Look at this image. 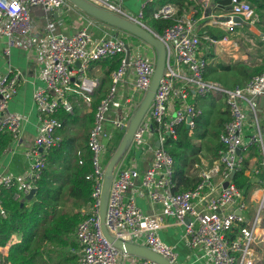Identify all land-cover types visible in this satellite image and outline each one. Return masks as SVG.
Returning a JSON list of instances; mask_svg holds the SVG:
<instances>
[{
  "label": "built area",
  "instance_id": "2783aa9c",
  "mask_svg": "<svg viewBox=\"0 0 264 264\" xmlns=\"http://www.w3.org/2000/svg\"><path fill=\"white\" fill-rule=\"evenodd\" d=\"M85 1L145 25L142 22L143 8L145 4L156 0H146L137 18H130L122 12L123 0ZM188 1L200 8L201 16L210 13L211 0ZM30 7H41L47 11L76 9L67 0H0V37L7 39L8 46L4 54H9L13 39L18 36L30 51L32 46L40 43V56L47 63L43 75L44 86H32V104L37 110L38 126L33 144L26 152L27 173L18 180L4 172L0 173V187H17L15 199L24 197L36 188L46 167V152L61 144L59 131L62 129V121L57 114L60 110L67 114L73 113V105L68 97L72 94L80 95L84 103L88 104L98 90V80L86 76L87 67L116 54L129 53V46L121 38L110 36L93 42L86 29L64 34L57 32L52 23H47L46 36H42L32 27ZM175 16L176 8L171 4L161 6L152 13L154 20L173 21L161 36L156 34L165 44L167 62L148 111L133 134L131 147L142 148L148 145L145 137L150 131L156 135L158 145H148L153 155L152 163L141 176L133 168H115L105 211L106 228L111 236L145 246L171 264H176L175 252L159 238L160 219L144 214L134 200L127 197L128 189L140 178L141 187L147 191L149 200L153 204H160L164 215L174 217L184 226L183 238L189 248L202 250L210 264H264V260L257 254V248L264 244V228L261 227L260 216L264 209V187L261 190L260 210L251 220L243 191L237 189L229 178L231 172L241 167L250 145L257 147L261 165L264 166V139L256 118L254 135L248 144L242 141L243 125L247 117L244 108L253 110V100L264 96V71L251 77L244 86L232 89L204 82L202 76L207 62L199 55V19L191 14H184L180 18ZM237 18L248 25H254L258 20L254 8L248 2L231 0L227 17L214 19L213 24L232 28ZM260 39L264 43V33ZM208 41L213 47L226 45L234 48L227 37ZM128 65L129 61L123 58L119 68L112 74L111 86L96 107L88 135L87 149L91 155L92 172L86 176V180L91 184V200L85 218L79 222L75 231L76 240L81 246L79 264H158L121 254L107 241L100 228V196L106 167L102 162L104 147L100 138L107 123L124 133L129 117L140 102L116 98L117 86L125 76ZM154 67L155 56L135 51L134 90L141 93V98L150 86ZM19 82L31 83L17 69H8L0 78V132H8L12 142L20 139L23 124L27 121V118L8 112L9 102L15 96ZM209 92L220 97L224 94L228 106L229 120L219 136L223 149L219 151L214 166L200 173V182L194 189L174 193V163L164 149V142L168 137L177 136V127L181 124H185L190 133L193 131L199 112L188 102V98L192 94L204 96ZM172 100L178 104L175 106ZM112 108L118 111V115L109 118ZM259 173L257 167L246 171L250 178ZM217 175L220 177V193L209 196L205 192L214 188L213 178ZM225 181L229 184L223 188ZM235 228L236 235L230 239L228 235ZM0 264H4L1 256Z\"/></svg>",
  "mask_w": 264,
  "mask_h": 264
},
{
  "label": "crops",
  "instance_id": "0c3cea01",
  "mask_svg": "<svg viewBox=\"0 0 264 264\" xmlns=\"http://www.w3.org/2000/svg\"><path fill=\"white\" fill-rule=\"evenodd\" d=\"M139 2L140 0H136L137 4H139ZM123 4L130 5L129 0H123ZM216 8L218 10H221L222 14L216 16L214 14ZM155 10L151 12V15ZM122 12L130 18H136L132 15H129L124 9L122 10ZM194 13L195 11L191 10L186 14H191L193 16ZM29 14L32 27L37 30L42 36H46L45 28L47 23H52L55 26L57 32L64 34H72L79 29H86L90 34L93 42H97L101 38L110 36H115L116 38L124 36L128 38L127 42L131 48V51L130 53H127L125 57L129 61V65L127 67L125 76L117 86L116 98L121 101L127 99H131L133 102L140 101L141 93L135 92L134 90L135 73L133 62L135 51L140 50L143 54L152 57L154 56V52L151 47L140 40H135L128 33L113 29L85 15L77 9H60L56 11H47L41 7H30ZM228 14L229 9L219 7L216 3V0L210 1V13H207V16L203 15L198 18L199 20L197 24V33L201 41L199 55L206 60L207 65L211 63L214 69L220 72V81H216L215 83L219 84L220 86H226L227 83L225 82L226 78H228L232 83L231 88H234L236 86L242 87L248 82L251 77L257 75L260 70V72L264 71V43L260 39L261 34L264 33V14L256 13L258 16V20L254 25H248L245 22H239L237 19L235 20L236 25L232 28H226L213 24L214 19H224ZM223 37H227L234 48H230L226 45H222L221 48L213 47L208 41L209 39L220 40ZM123 39L124 38H122V40ZM6 47H8L7 39L0 37V78L7 73L8 69L12 68L21 71L23 77L32 83L19 82L17 86V92L9 102L8 112L18 115L22 118H27V121H25L23 124V130L20 139L17 142H11L7 149H5L4 152L0 153V173L4 172V174H8L9 176L15 178V180H18L22 179L27 173L28 161L26 159V152L31 148L33 144L38 126L37 110L35 107H33L32 104V86L38 88L44 86L43 75L45 72V68L47 67V63L42 58V56H40V48H42L40 43L38 45L32 46L30 51L17 36L13 39V45L10 47L8 55L4 54V50L6 49ZM114 72L115 71L109 73V67L104 63V60L91 63L87 67L86 76L92 79H97L99 82V88L94 92L96 96L107 94L111 86V76ZM224 88L230 89L226 87ZM77 96L79 99L81 98L80 95ZM190 97L191 96H189V98ZM216 97L219 98L220 96ZM91 103L92 100L88 104L84 103V101H81L77 104V110L79 111V108L82 105L87 106V110H85L84 112V116H87L91 112ZM172 103L175 106L178 104V102L176 103L175 100H172ZM193 106L198 110L199 115H201V111L199 110V108L195 105ZM201 107H210L215 110V112L218 111L215 106H212L208 103L201 105ZM244 110L247 115L256 118V122L258 123V127L264 139V107L259 108V106L255 103V100H253V110H249L246 107L244 108ZM78 111H76L75 115L77 119L76 122L79 119ZM109 115V118H114L116 115H118V111L112 108ZM228 119L229 112L227 110V117L223 120L227 122ZM225 122L220 125V131L223 130ZM75 124L76 123L71 124L70 126H66L64 129H61L59 131L62 139L78 137V141L80 140L79 136L74 133ZM107 125H109V123H107ZM107 125L105 126V128L107 127ZM90 128L91 125L89 124V131ZM117 133L119 134H117V137L120 139L123 133L119 130L117 131ZM253 135L254 130L252 129L249 131V133L245 134V136L242 137L243 143L248 144L250 138ZM145 138L148 145H156L157 138L153 132L150 131ZM118 141L116 140V142ZM100 142L104 147L102 162L104 165H107L110 156V152L109 156L108 154L107 156L105 155V152L107 151L106 144L108 143V141L101 136ZM202 142L203 141L199 138L194 139V148L193 150L188 152L190 156L188 160L189 169L191 171L190 175L192 176L195 175L199 177L201 172L211 169L217 161L212 160V156L206 154L208 152H205L203 146H201ZM148 145L142 148H136L135 146H132L131 149L126 153L124 158L121 160V162L118 164L119 169L133 168L138 171L141 176V174L152 163L153 155ZM251 151L253 152V149L247 151L248 153L245 154V158L249 157V163L253 166L257 163V159L256 156L250 155ZM70 166L71 164L66 166V162L61 160H59L55 165V177H58L60 175V170L63 171L62 177L64 178L65 183L62 187L61 192L64 188L66 197L69 189V180L67 179L72 172ZM140 181V178H138L134 186L128 189L127 197H131L144 214L152 215L160 219L161 228L158 232L159 238L163 243L170 246L175 252L177 256L176 264H210L208 259L204 256L202 250L189 248L187 242L183 238L184 226L179 224L174 217L164 215L163 208L160 204H153L149 200L148 193L141 187ZM219 183L220 177L218 175L214 176V188L211 190H206L205 194L209 196H215L219 194ZM17 186H20V184H18ZM62 196L63 193H61V198ZM89 203L87 204L86 208L80 210V212L85 216L89 209ZM66 207V210L69 212H71L73 209L71 205H67ZM198 208L199 207H197V209ZM66 240L67 245L59 250L61 254L58 252L57 257L60 258V262L62 264H79L81 246L76 240L75 233L74 235L67 237ZM17 241L18 238L16 236H13L5 247H0V256L1 258H3V260L7 256L9 247ZM55 250L58 249L55 248ZM260 251L262 254L261 257L259 255ZM49 253L50 248L45 247V252L43 255L44 260L48 261ZM257 254L262 260H264V244L257 248Z\"/></svg>",
  "mask_w": 264,
  "mask_h": 264
},
{
  "label": "trees",
  "instance_id": "16d2710c",
  "mask_svg": "<svg viewBox=\"0 0 264 264\" xmlns=\"http://www.w3.org/2000/svg\"><path fill=\"white\" fill-rule=\"evenodd\" d=\"M239 1L248 2L256 13L264 14V0ZM216 3L221 8L230 9L231 0H216ZM168 4L175 6L176 18H180L191 10L195 11L193 14L194 18H199L202 15L200 8L188 0H156L147 3L143 8V20L149 18L150 24L148 26L159 36L163 34L167 27L172 25L173 21L154 20L151 12ZM133 38L139 40L135 37ZM124 42L128 45V42ZM130 49L129 46V53ZM123 58H125V54L119 53L104 59V63L109 67V73L119 68ZM103 95L96 96L94 93L91 97V112L84 116V119H87L91 127L96 107L102 97H105ZM68 99L73 105L75 114L59 111L57 117L62 121V129L77 123L75 117L76 111H78L77 104L83 101L76 94L70 95ZM199 117L200 115L197 117L195 127L191 133L185 124H181L177 127V136L175 138L168 137L164 142V149L172 157L174 163V193L192 190L200 182L198 176L190 175L191 171L188 162L190 157L188 152L194 148L193 140L199 138L204 141L208 136L207 133L199 134L196 131ZM224 122L225 120L218 122V129L213 132L211 137L212 144L209 148L212 160H217L219 151L223 149L219 136L223 132V130L220 131V125ZM87 130L83 131L79 141L78 137L63 138L58 147L46 152V167L36 183V193L31 201H25L21 204L20 201L23 197L15 199V194L18 191L16 186L0 187V247H5L13 236L18 238V241L9 247L7 256L4 258V264H62L60 258L57 257L58 252L67 245V237L74 235L77 225L85 218V215L80 210L86 208L91 200V184L86 180V176L92 172L91 155L87 149L89 135V130L88 132ZM11 142L12 137L8 132H0V153L4 152ZM251 149H256L255 151L258 155L259 151L255 145L248 147V150ZM78 153L80 154L78 155ZM248 158H244L241 167L232 178V184L243 191L245 198H248L254 189L251 178L246 175V171L250 167ZM59 160L66 162V166L71 164L72 172L67 179L69 180L67 198L70 201L69 205L73 208L71 212L59 211L61 205L64 206L65 203V201H61V190L65 183L62 177L63 171L60 172L58 177H55V165ZM261 227L264 228V217L261 220ZM236 232L237 229H233L228 235L229 238L233 239ZM45 247L50 248L48 261L43 259ZM54 247L58 250H55Z\"/></svg>",
  "mask_w": 264,
  "mask_h": 264
},
{
  "label": "water",
  "instance_id": "95a60500",
  "mask_svg": "<svg viewBox=\"0 0 264 264\" xmlns=\"http://www.w3.org/2000/svg\"><path fill=\"white\" fill-rule=\"evenodd\" d=\"M74 8L84 13L85 15L111 27L116 30L128 33L129 35L139 39L140 41L147 44L153 49L155 56V67L154 73L152 75L151 83L148 90L143 94L137 108L131 114L128 119V126L126 131L123 133L120 143L118 144L115 152L107 163L104 171L102 190L100 196V208H99V218H100V228L107 239V241L121 254L128 256H135L141 259L150 260L158 264H171L168 260L151 251L145 246L129 243L124 240H119L114 236H111L105 225V211L107 206L109 188L111 181L113 179V173L115 168L124 158L126 153L129 151L133 134L139 126L140 122L146 115L151 101L153 100L154 94L158 88L159 82L163 76V72L167 62V53L165 44L160 40V38L152 32L145 25L137 22L135 20L126 18L124 16L116 15L114 13L108 12L104 9H101L97 6L90 4L85 0H67ZM239 22L241 20L237 18ZM255 103L259 108L264 107V96H261L255 99ZM158 142L156 143V146ZM240 152L238 151L237 154ZM235 172H231L230 180H232ZM229 184L228 181H225L223 188ZM36 193V188H33L27 195L21 199V204L25 201H31Z\"/></svg>",
  "mask_w": 264,
  "mask_h": 264
},
{
  "label": "rangeland",
  "instance_id": "374dc122",
  "mask_svg": "<svg viewBox=\"0 0 264 264\" xmlns=\"http://www.w3.org/2000/svg\"><path fill=\"white\" fill-rule=\"evenodd\" d=\"M145 1L146 0H140L139 4L136 3V0H129V4L130 5H127V4H123L121 6V10H126V12L129 14V15H132L134 17H138V12L139 10L141 9V5L145 4ZM142 3V4H141ZM146 5V4H145ZM144 10V9H143ZM214 14L216 16H218L219 14H222V11L221 10H218L217 8L215 9V12ZM150 20L149 18H146V20H143V23H145L146 27L149 28L151 31L152 29L148 26L150 23ZM114 29V28H113ZM153 32V31H152ZM156 34V33H155ZM121 39L124 38L123 40L124 41H128V38L126 37H120ZM220 72L219 71H216L213 67V65L210 63L206 66V69L203 73V76H202V80L204 82H212V83H215L216 81H220ZM227 85H223L224 87L226 88H231V81H229L228 78H226V82ZM222 86V87H223ZM223 87V88H224ZM191 97L188 99V102L191 103L192 105H195L199 108V110L201 111V115L200 117L198 118V121H197V128H196V131L197 133L199 134H202V133H207L208 136H207V139H205L203 142H202V145L205 152H208L206 153L207 155H211V151H210V148L209 146L212 144V134L214 131H216L218 129V122L220 120H223V119H226L227 117V110H228V106L226 104V98H225V95L223 94L221 97H216L213 95L212 92H209L207 94H205L204 96H199V95H190ZM218 99V100H217ZM205 103H208V104H211L212 106H215V108L218 109V111L215 112V110H213L212 108L210 107H204L202 108L201 105H204ZM80 106L79 108V111H78V115H79V119L77 121V123L74 125V133L79 136V138L83 135V131L84 130H87L89 128V123L87 121V119H84V112L85 110H87V106ZM245 112V110H244ZM246 113V112H245ZM247 115V113H246ZM110 117V115H109ZM147 119V116L145 117V120ZM255 123V118L253 116H249L247 115L246 117V120L244 122V125H243V136H245V134L249 133L250 130H254V133L256 131V127L254 125ZM107 125V124H106ZM105 125V126H106ZM117 131L118 130H115L113 129L112 125L109 124L107 125L106 128H104V131H103V135L102 137L105 138L108 143L106 144V152H105V155L109 156V152H110V156H109V160L110 158L112 157L113 153L115 152L118 144L120 143V140L121 138L119 139L117 137ZM119 135V134H118ZM120 137V136H119ZM209 138V139H208ZM118 142H116V140ZM256 150V149H255ZM253 149V152L251 151V155L252 156H256V159H257V163L254 164L253 166L249 163V170L253 169L254 166H256L257 168H259L260 170V173L256 176V175H253L251 176V181L254 185V189L252 190L251 194L249 195L248 198H245L246 201V207H247V211H248V216L251 220H254V217L255 215L257 214V212L260 210V205H261V190L262 188L264 187V166L261 165V157L259 155V152H258V155L256 154V151ZM107 162V161H106ZM59 172H62V170H60ZM5 175H8V174H5ZM63 196L61 198V201H65L64 203V206L61 205L60 207V212H65L67 211L66 210V206L69 205V200L68 198L66 197L65 195V189L63 188ZM261 218L264 217V209L261 210V214H260ZM60 253V251H59ZM61 254V253H60ZM259 255L261 257V251L259 252Z\"/></svg>",
  "mask_w": 264,
  "mask_h": 264
}]
</instances>
